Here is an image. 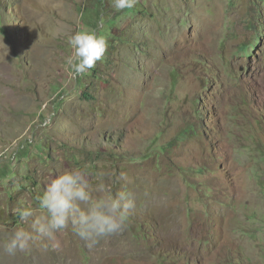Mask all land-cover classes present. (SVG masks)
Listing matches in <instances>:
<instances>
[{
    "label": "rangeland",
    "instance_id": "obj_1",
    "mask_svg": "<svg viewBox=\"0 0 264 264\" xmlns=\"http://www.w3.org/2000/svg\"><path fill=\"white\" fill-rule=\"evenodd\" d=\"M82 30L109 46L74 79ZM83 167L134 195L124 229L7 254L16 209ZM0 264H264V1L0 0Z\"/></svg>",
    "mask_w": 264,
    "mask_h": 264
},
{
    "label": "clouds",
    "instance_id": "obj_2",
    "mask_svg": "<svg viewBox=\"0 0 264 264\" xmlns=\"http://www.w3.org/2000/svg\"><path fill=\"white\" fill-rule=\"evenodd\" d=\"M138 0H112L116 11L135 8ZM73 54L67 63L73 78L90 74L98 61L104 59L108 40L94 31H78L67 41ZM87 167L69 168L59 172L35 194V208L22 204L16 215L27 227L12 232L3 250L9 255L30 251L39 244L58 251V233L71 228L87 247L93 248L102 240L121 232L130 211L136 207L134 195L126 190L112 191L100 176L95 182Z\"/></svg>",
    "mask_w": 264,
    "mask_h": 264
},
{
    "label": "trees",
    "instance_id": "obj_3",
    "mask_svg": "<svg viewBox=\"0 0 264 264\" xmlns=\"http://www.w3.org/2000/svg\"><path fill=\"white\" fill-rule=\"evenodd\" d=\"M262 2L264 1V0H261Z\"/></svg>",
    "mask_w": 264,
    "mask_h": 264
}]
</instances>
